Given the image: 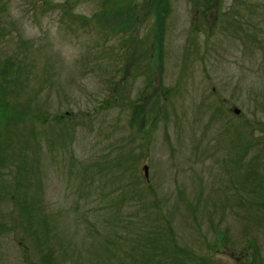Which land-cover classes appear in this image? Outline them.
<instances>
[{
  "label": "rangeland",
  "instance_id": "374dc122",
  "mask_svg": "<svg viewBox=\"0 0 264 264\" xmlns=\"http://www.w3.org/2000/svg\"><path fill=\"white\" fill-rule=\"evenodd\" d=\"M165 1L0 0V264L264 262V0Z\"/></svg>",
  "mask_w": 264,
  "mask_h": 264
},
{
  "label": "trees",
  "instance_id": "16d2710c",
  "mask_svg": "<svg viewBox=\"0 0 264 264\" xmlns=\"http://www.w3.org/2000/svg\"><path fill=\"white\" fill-rule=\"evenodd\" d=\"M108 0H106V2H107ZM124 0H121V2H123ZM154 2H158V1H160V0H153ZM164 4H167L168 5V0H166L165 2H164ZM115 5H117V4H114V6ZM142 5H143V9H145V7H144V3H139L138 4V8H141L142 7ZM126 6H129L128 4L126 5ZM129 8H130V6L129 7H126L125 9L126 10H129ZM122 11H124L123 10V8H120V12H122ZM144 11V10H143ZM163 11V10H162ZM161 11V12H162ZM118 12V14H119V9H118V11H116V13ZM67 13H71V11H68ZM116 13H113V14H115V15H117ZM106 14V12H103L102 13V16H104ZM68 15H70V14H67V16ZM166 18H167V16L165 15V13L163 12V14H162V17H157V19L160 21V24L158 25V23H157V20H156V18H154V26H155V28H154V34H155V37H156V35L157 34H159V38H157V42L156 41H154V46L152 47V52H150V53H152L151 54V56H150V65L151 64H157L158 63V60H157V58H158V56L160 55L161 56V54H162V52H159L158 54H156V51H155V47L157 48H159V49H162V47H163V44H162V39H163V27H164V24H165V21H166ZM143 22H144V19H143ZM142 22V19L141 20H138V23L137 24H141V23H143ZM137 34V33H136ZM136 38H137V36H135ZM15 74V76L14 77H16L17 76V74H16V72L14 73ZM13 77V78H14ZM148 80H149V78H148ZM149 82H150V80H149ZM1 88H2V86L0 85V116L1 117H5L7 114H9V113H13V110L10 108V106L5 102V99H4V95H5V93L1 90ZM4 146H1L0 145V151H4ZM144 178H145V176H144ZM146 180H148V170H147V178H145Z\"/></svg>",
  "mask_w": 264,
  "mask_h": 264
},
{
  "label": "flooded vegetation",
  "instance_id": "af4514ba",
  "mask_svg": "<svg viewBox=\"0 0 264 264\" xmlns=\"http://www.w3.org/2000/svg\"><path fill=\"white\" fill-rule=\"evenodd\" d=\"M225 230V236L226 238H222V236L224 234H216L217 230L213 231V237H214V241L218 242L220 244L227 242V238H229V232H228V228L224 229ZM220 238H222L220 241ZM232 239V238H231ZM217 244V243H216ZM249 259V260H248ZM236 264H264V262H261V260L259 259V261H254V258H252L249 254H245L241 257L238 258L237 263Z\"/></svg>",
  "mask_w": 264,
  "mask_h": 264
},
{
  "label": "water",
  "instance_id": "95a60500",
  "mask_svg": "<svg viewBox=\"0 0 264 264\" xmlns=\"http://www.w3.org/2000/svg\"><path fill=\"white\" fill-rule=\"evenodd\" d=\"M234 113H235V114H239V110H236V109H235V110H234ZM144 175H145V177L147 178V168L144 169Z\"/></svg>",
  "mask_w": 264,
  "mask_h": 264
}]
</instances>
